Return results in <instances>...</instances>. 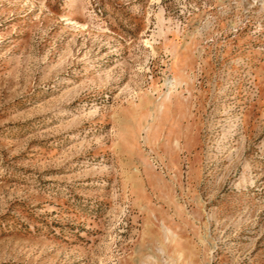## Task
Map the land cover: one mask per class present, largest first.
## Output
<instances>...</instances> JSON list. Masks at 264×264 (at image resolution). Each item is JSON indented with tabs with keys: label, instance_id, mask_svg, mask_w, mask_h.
Instances as JSON below:
<instances>
[{
	"label": "rangeland",
	"instance_id": "374dc122",
	"mask_svg": "<svg viewBox=\"0 0 264 264\" xmlns=\"http://www.w3.org/2000/svg\"><path fill=\"white\" fill-rule=\"evenodd\" d=\"M0 264H264V0H0Z\"/></svg>",
	"mask_w": 264,
	"mask_h": 264
}]
</instances>
